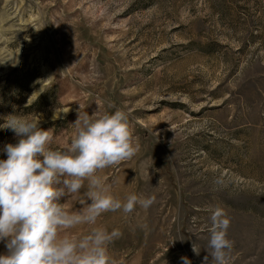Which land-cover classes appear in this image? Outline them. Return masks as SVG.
Wrapping results in <instances>:
<instances>
[{"label":"rangeland","instance_id":"rangeland-1","mask_svg":"<svg viewBox=\"0 0 264 264\" xmlns=\"http://www.w3.org/2000/svg\"><path fill=\"white\" fill-rule=\"evenodd\" d=\"M116 108L140 149L98 175L121 200H156L61 235L119 229L114 264H211L220 206L228 264H264V0H0V127L38 115L65 148L79 112ZM17 139L0 128V148ZM87 191L85 180L66 209L86 206Z\"/></svg>","mask_w":264,"mask_h":264},{"label":"clouds","instance_id":"clouds-1","mask_svg":"<svg viewBox=\"0 0 264 264\" xmlns=\"http://www.w3.org/2000/svg\"><path fill=\"white\" fill-rule=\"evenodd\" d=\"M55 118V117H54ZM75 135L65 148H52L49 130L40 127V117L10 114L3 126L18 138L0 148V264H114L109 245L121 235L94 227L87 234L61 235L77 225H95L107 211L131 213L137 205L149 208L154 195L135 193L117 198L99 170L131 159L140 149L129 114L113 112L81 114L74 123ZM88 181L86 206L69 211L62 202ZM219 183V181H217ZM211 264H228L233 242L228 238L230 217L217 206L210 216ZM192 250L199 255L195 244ZM182 264H192L182 256ZM207 264L208 257L204 258Z\"/></svg>","mask_w":264,"mask_h":264}]
</instances>
